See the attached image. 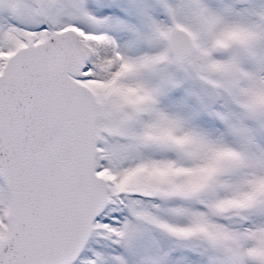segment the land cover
Masks as SVG:
<instances>
[{"label":"snow or ice","instance_id":"1","mask_svg":"<svg viewBox=\"0 0 264 264\" xmlns=\"http://www.w3.org/2000/svg\"><path fill=\"white\" fill-rule=\"evenodd\" d=\"M0 264H264V0H0Z\"/></svg>","mask_w":264,"mask_h":264}]
</instances>
